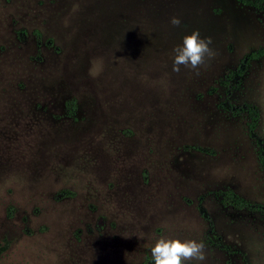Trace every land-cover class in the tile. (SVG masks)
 <instances>
[{"label":"rangeland","instance_id":"rangeland-1","mask_svg":"<svg viewBox=\"0 0 264 264\" xmlns=\"http://www.w3.org/2000/svg\"><path fill=\"white\" fill-rule=\"evenodd\" d=\"M181 20L178 27L169 21ZM199 31L215 55L173 71ZM264 7L234 0H0V264H143L159 238L264 264Z\"/></svg>","mask_w":264,"mask_h":264},{"label":"clouds","instance_id":"clouds-1","mask_svg":"<svg viewBox=\"0 0 264 264\" xmlns=\"http://www.w3.org/2000/svg\"><path fill=\"white\" fill-rule=\"evenodd\" d=\"M169 23L178 27L181 20L173 16ZM211 38H202L199 31H193L183 37L182 46L173 49V71L179 72L180 66L196 69L204 64L205 58L211 59L215 53L210 49ZM205 245L202 242L178 239L159 238L151 247V257L154 264H183L185 261L205 260Z\"/></svg>","mask_w":264,"mask_h":264},{"label":"trees","instance_id":"trees-1","mask_svg":"<svg viewBox=\"0 0 264 264\" xmlns=\"http://www.w3.org/2000/svg\"><path fill=\"white\" fill-rule=\"evenodd\" d=\"M234 1L238 2L241 5L253 8L260 6L264 7V0ZM263 57L264 46L245 54L233 70H228L224 73L220 84L224 88L226 95H228L233 89L239 86L241 79L245 75L248 64ZM223 109H225L232 116H238L241 114H245L247 116L248 121L246 123V131L248 136L253 140L257 148V160L264 177V144L255 133V128L258 119V112L256 107L250 104L234 106L228 102V98L226 97L225 102L223 103ZM222 201L223 204L229 205L237 210L245 209L252 212H259L264 216V205L251 204L229 191L222 193ZM143 264H154V261L150 258H147L144 260Z\"/></svg>","mask_w":264,"mask_h":264}]
</instances>
